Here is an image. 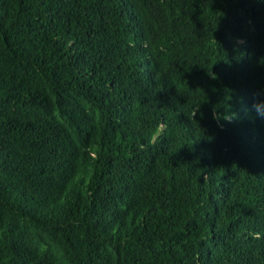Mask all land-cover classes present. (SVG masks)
<instances>
[{"label": "trees", "instance_id": "trees-1", "mask_svg": "<svg viewBox=\"0 0 264 264\" xmlns=\"http://www.w3.org/2000/svg\"><path fill=\"white\" fill-rule=\"evenodd\" d=\"M264 0H0V264H264Z\"/></svg>", "mask_w": 264, "mask_h": 264}, {"label": "clouds", "instance_id": "clouds-1", "mask_svg": "<svg viewBox=\"0 0 264 264\" xmlns=\"http://www.w3.org/2000/svg\"><path fill=\"white\" fill-rule=\"evenodd\" d=\"M252 108L258 117L264 118V100H254Z\"/></svg>", "mask_w": 264, "mask_h": 264}]
</instances>
